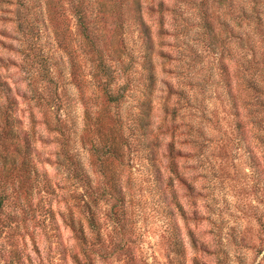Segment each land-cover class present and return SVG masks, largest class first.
I'll return each mask as SVG.
<instances>
[{
  "label": "rangeland",
  "instance_id": "obj_1",
  "mask_svg": "<svg viewBox=\"0 0 264 264\" xmlns=\"http://www.w3.org/2000/svg\"><path fill=\"white\" fill-rule=\"evenodd\" d=\"M96 1L84 0L112 66L118 47L133 56L118 71L115 87L130 79L119 105L104 102L68 0H0V77L24 95L8 112L15 125L0 124V264H264V107L255 106L264 66L224 7L213 5L229 25L216 24L217 40L196 0H143L156 44L151 87L135 22L126 14L115 36ZM30 43L51 64L60 109L38 96L49 88ZM237 101L256 111L245 138ZM110 133L124 143L117 206L99 197L109 183L92 153Z\"/></svg>",
  "mask_w": 264,
  "mask_h": 264
},
{
  "label": "trees",
  "instance_id": "obj_2",
  "mask_svg": "<svg viewBox=\"0 0 264 264\" xmlns=\"http://www.w3.org/2000/svg\"><path fill=\"white\" fill-rule=\"evenodd\" d=\"M195 2L198 4L200 14L202 15L203 27H205L207 33L212 34V38H217V40L221 38L220 33L223 32L224 29L217 31L216 24L220 26L223 25L222 28L225 29L229 25L228 23H225L226 21L223 22L221 20L220 14L216 12L213 5L216 3L219 9L224 7V9L227 10V14L230 16L233 27L237 30V42L246 44V50L250 54L251 61L257 60L264 66V0H196ZM68 4L69 9L72 11L76 19L78 31L89 49V53L92 57L91 60L95 64L96 73L101 79V89L104 96V102L107 104L119 105L130 88L128 73L123 79V85L117 87L114 85L118 80V71L125 73L131 69V62L125 64L123 61V55L130 57L129 60H131L133 56L127 49H125V47H118L116 49V52L119 51L117 61L121 63V66L119 67V70L113 67L110 63V60H112L110 55L105 54L104 49L100 44V39L92 30L88 15V7L84 0H68ZM96 4L102 15L113 18V32L115 36L125 27L126 14L135 22V26L139 29L142 39L144 40V60L148 73L147 79L150 81V86L152 87L155 78L152 55L155 53L156 44L151 26L147 22L144 14L143 0H97ZM232 30L233 29H230L229 31L233 32ZM0 44H2L1 39ZM28 46L30 51L33 52V58H35L36 64L38 65L37 77L40 82L49 88L45 95L42 93L38 94L40 100L44 105L60 109L62 100L58 94L59 85L52 74L49 60L46 59L47 57L40 51L37 45L30 43ZM2 60L3 58L0 55V62H3ZM253 88L256 89L257 86L253 85ZM0 95H2L4 99V101L0 100V124L10 125L12 127L15 125L16 119H14L13 116H9L8 112L11 111L10 108L13 110L15 106L17 107L18 99L16 96L24 95L23 93H20L19 89H15L8 81L1 79V77ZM257 98L259 99H257L255 106L264 107V97L260 96ZM5 104L8 106H5ZM149 105L150 101L148 99L145 100L144 106L147 107ZM240 105L241 103L237 101L235 106V108H237L236 114L239 118L237 127L240 135L245 138V135L252 130L248 127V122L246 121L244 123V120L250 115L254 118L256 111L250 107L246 109L247 112L244 114L242 110L239 111ZM144 112L146 113L145 110ZM146 119L147 117L140 119L141 127L145 129L148 125ZM10 126H4L3 128H8ZM12 134H14L13 130L10 129V131L7 132V136H9L7 137V140H9L10 143H15ZM26 143L27 146H29V142L26 141ZM123 145L124 143H122L120 138L116 137V134L110 133L109 135L102 137V143L100 145L93 144L92 147V153L99 165L100 172L103 178L109 183V185L106 184L104 191L100 193L99 197L102 198L104 194L111 197L116 202L115 206H117V204H122L124 200L121 187V177L117 175L115 170V166L120 163L124 157V153L122 152ZM27 149L29 148L26 147L25 152H29ZM16 152L20 151L17 149ZM97 198L94 197V200H97Z\"/></svg>",
  "mask_w": 264,
  "mask_h": 264
}]
</instances>
